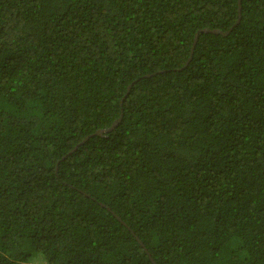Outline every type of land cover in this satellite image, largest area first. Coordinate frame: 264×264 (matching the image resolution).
Masks as SVG:
<instances>
[{"label": "trees", "instance_id": "trees-1", "mask_svg": "<svg viewBox=\"0 0 264 264\" xmlns=\"http://www.w3.org/2000/svg\"><path fill=\"white\" fill-rule=\"evenodd\" d=\"M0 264H264V0H0Z\"/></svg>", "mask_w": 264, "mask_h": 264}, {"label": "water", "instance_id": "water-1", "mask_svg": "<svg viewBox=\"0 0 264 264\" xmlns=\"http://www.w3.org/2000/svg\"><path fill=\"white\" fill-rule=\"evenodd\" d=\"M239 20H240V19H239ZM204 32H206V33H214V34H219V33H221V34H223V35H226V34H227V33H223V32H221V31H217V30H216V31H213V30H209V29H205ZM197 39H198V35L196 36L195 43H196ZM117 123H118V121L115 122V123H113V125L110 127L109 130L115 128L116 125H117ZM104 132H105L104 130H101V131H98L96 134H97V135H102V133H104Z\"/></svg>", "mask_w": 264, "mask_h": 264}]
</instances>
